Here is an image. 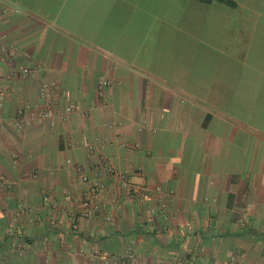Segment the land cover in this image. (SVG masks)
Masks as SVG:
<instances>
[{"label": "crops", "instance_id": "crops-1", "mask_svg": "<svg viewBox=\"0 0 264 264\" xmlns=\"http://www.w3.org/2000/svg\"><path fill=\"white\" fill-rule=\"evenodd\" d=\"M0 68V264L127 247L148 264H264V0H0ZM42 81L79 111L38 120ZM101 156L147 198L82 218L75 167Z\"/></svg>", "mask_w": 264, "mask_h": 264}, {"label": "built area", "instance_id": "built-area-1", "mask_svg": "<svg viewBox=\"0 0 264 264\" xmlns=\"http://www.w3.org/2000/svg\"><path fill=\"white\" fill-rule=\"evenodd\" d=\"M29 70L21 69L19 72L10 70L9 77L26 78L29 75ZM1 73V68H0ZM110 83L103 81L100 83V89L109 87ZM57 85L51 81H42L38 90V120L48 121L51 127L59 121H64L69 115L79 111L76 104L68 103L62 108L59 105V98L57 97ZM5 96L3 88L0 87V100ZM33 107L25 105L20 107L16 112V126L22 127L27 122L26 115ZM82 116L86 117L87 113L82 112ZM72 145V144H70ZM73 146V145H72ZM87 153L91 157L94 154V148L87 147ZM67 164H70L67 161ZM79 183L84 186L83 191L79 196L74 212L82 218H90L98 214V212L105 205H115L118 201L132 200L137 204H144L147 198V188L145 186L137 185L131 182L129 175L117 169L106 157L101 156L94 158L90 165V174L84 171L80 165L75 167ZM172 192L168 193V197ZM158 210L166 212V205L162 200V196L158 199ZM151 213L152 211L149 210ZM110 216L105 217L106 222H110ZM93 257L102 258L101 264H148L138 258L133 248L127 247L122 253L117 255H104L98 251L92 254ZM233 263H242L243 255L234 254L230 258ZM187 262L182 258L174 259L172 264H186Z\"/></svg>", "mask_w": 264, "mask_h": 264}, {"label": "trees", "instance_id": "trees-1", "mask_svg": "<svg viewBox=\"0 0 264 264\" xmlns=\"http://www.w3.org/2000/svg\"><path fill=\"white\" fill-rule=\"evenodd\" d=\"M202 1L209 2V1H211V0H202Z\"/></svg>", "mask_w": 264, "mask_h": 264}]
</instances>
